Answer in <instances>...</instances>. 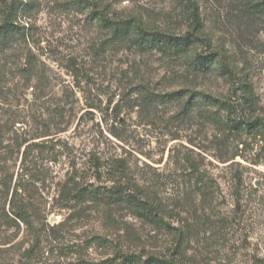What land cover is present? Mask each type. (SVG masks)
I'll use <instances>...</instances> for the list:
<instances>
[{"label": "rangeland", "instance_id": "374dc122", "mask_svg": "<svg viewBox=\"0 0 264 264\" xmlns=\"http://www.w3.org/2000/svg\"><path fill=\"white\" fill-rule=\"evenodd\" d=\"M96 1L113 19L176 35L189 27L175 0ZM194 1L210 50L234 81L220 62L193 69L196 54L211 52L204 45L177 60L114 38L86 0H0V25L9 4L19 9L13 36H0L2 178L13 171L16 181L27 145L30 170L47 178L36 184L43 198L31 201L41 221L0 226V264H28L29 250L36 264L101 263L128 245L174 251L179 231L188 264H264V0ZM204 95L258 127L233 131ZM94 157L129 164L167 208L170 235L121 210L61 209L62 185L88 178Z\"/></svg>", "mask_w": 264, "mask_h": 264}, {"label": "trees", "instance_id": "16d2710c", "mask_svg": "<svg viewBox=\"0 0 264 264\" xmlns=\"http://www.w3.org/2000/svg\"><path fill=\"white\" fill-rule=\"evenodd\" d=\"M175 1L183 6L185 16L189 21L188 30L180 35L149 28L136 18L113 19L105 15L103 11L97 13L96 0H86L89 5H92L95 17L112 33L114 38L125 42L130 40L142 52L156 53L167 59L178 60L188 58L192 51L200 45L208 47L211 51L209 40L203 32L204 24L197 3L194 0ZM11 6V4L8 5L9 13H6L7 15L0 25V36L3 38H11L17 26V11L19 9L16 2L13 7ZM259 6L264 9V2H261ZM222 60V58L220 60L219 54L213 51L207 55L200 53L194 56L192 66L195 71L208 72L218 62L221 63ZM221 70L231 81L236 79L235 73L227 63H221ZM242 88L247 96L252 95V90L248 85ZM204 99L206 104L227 112L233 131L241 132L244 128L258 127L257 124L245 123L242 119L233 120L235 105L230 106V104L211 95H204ZM239 106H242V103ZM207 113L208 122L214 123L216 114H211L210 111H207ZM240 116H243V114ZM16 136L19 138V133H16ZM46 136L49 135L42 133L37 137ZM115 136L120 138L119 135ZM28 142L27 140L21 141L18 145L21 147L27 145ZM28 148L29 145L26 146L24 152L23 171L18 174L15 182L13 171H8L2 178V173L4 174L5 170L0 168V226H3V224H15L17 226L24 224L31 228L36 221H41L43 217L41 211L31 207V201L36 196L43 198L40 194V188L36 184L41 183L44 185L47 178H42L39 175L40 173H33L34 168L32 171L30 170L26 158ZM90 170L92 173L88 178L73 175L62 185L58 199L62 202L61 209L66 211L78 210L79 207L89 204L109 213L121 210L148 225L155 232L171 234V225L165 220L168 211L164 203L150 193L149 187L144 189L143 185L132 177L129 164L124 159L102 160L94 157ZM45 212L44 210V214ZM183 237L184 233L179 231L177 236L179 242L174 251H171V247L167 250L155 251L148 249L147 246L138 245L134 247L128 245L122 249H117L111 258L101 263L82 262L83 264H188L185 258V250L181 244ZM30 253L31 250L27 252L28 264H36V258Z\"/></svg>", "mask_w": 264, "mask_h": 264}]
</instances>
